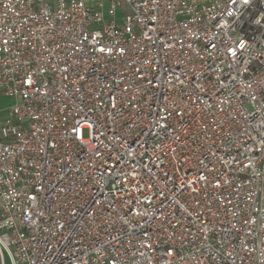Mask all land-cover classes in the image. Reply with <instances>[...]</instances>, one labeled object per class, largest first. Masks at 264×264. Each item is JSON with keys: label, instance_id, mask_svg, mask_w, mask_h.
Returning <instances> with one entry per match:
<instances>
[{"label": "built area", "instance_id": "2783aa9c", "mask_svg": "<svg viewBox=\"0 0 264 264\" xmlns=\"http://www.w3.org/2000/svg\"><path fill=\"white\" fill-rule=\"evenodd\" d=\"M55 2L0 0V264H264V0Z\"/></svg>", "mask_w": 264, "mask_h": 264}, {"label": "rangeland", "instance_id": "374dc122", "mask_svg": "<svg viewBox=\"0 0 264 264\" xmlns=\"http://www.w3.org/2000/svg\"><path fill=\"white\" fill-rule=\"evenodd\" d=\"M51 2L53 5H55L56 0H48ZM131 13L129 5L122 1L120 5L117 7V14H116V22L118 24H123L125 22L126 16ZM16 103V99L13 97H8V96H0V122L5 120L8 116V110L11 109ZM83 135L85 138L88 137L89 131L88 129H84ZM4 264H13L11 260H9L8 257L5 256L4 254Z\"/></svg>", "mask_w": 264, "mask_h": 264}, {"label": "crops", "instance_id": "0c3cea01", "mask_svg": "<svg viewBox=\"0 0 264 264\" xmlns=\"http://www.w3.org/2000/svg\"><path fill=\"white\" fill-rule=\"evenodd\" d=\"M0 96H4V95H0ZM8 113H10V109L8 110Z\"/></svg>", "mask_w": 264, "mask_h": 264}]
</instances>
